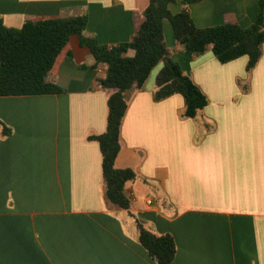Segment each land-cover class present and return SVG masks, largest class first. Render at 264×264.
<instances>
[{"label":"crops","instance_id":"obj_1","mask_svg":"<svg viewBox=\"0 0 264 264\" xmlns=\"http://www.w3.org/2000/svg\"><path fill=\"white\" fill-rule=\"evenodd\" d=\"M149 0H0L8 27L86 15L101 44L130 41ZM184 6L170 5L173 13ZM197 27L255 23L258 0H201L186 6ZM170 56L206 95L186 117L176 92L156 96L161 60L130 92L116 165L130 167L129 210L106 196L102 153L106 66L72 35L53 65L63 91L0 94V264H156L136 219L177 243L172 264H264V42L222 62L187 52L164 21Z\"/></svg>","mask_w":264,"mask_h":264},{"label":"trees","instance_id":"obj_2","mask_svg":"<svg viewBox=\"0 0 264 264\" xmlns=\"http://www.w3.org/2000/svg\"><path fill=\"white\" fill-rule=\"evenodd\" d=\"M201 0H180L184 6L173 13L170 5L178 0H149L130 41L115 45L101 44L86 34L87 16L40 18L27 20L19 27H8L0 18V94L58 93L63 88L53 72L56 58L77 35L82 46L93 53L97 64L106 66V75L99 79L110 90L107 100L106 129L90 138L98 141L102 153V173L108 200L121 208H131L126 183L136 172L116 165L122 147L121 126L128 108L130 92L141 88L152 69L161 61L164 67L157 78L158 98L179 92L186 99L184 116L195 117L207 104L204 92L192 77L169 54L165 41L164 21L169 20L175 40L191 54L212 50L228 62L248 55L251 68L259 60L264 42V0H258L259 14L254 24L243 28L238 22L200 28L186 6ZM138 240L156 264H172L177 243L171 233L158 234L136 219Z\"/></svg>","mask_w":264,"mask_h":264}]
</instances>
